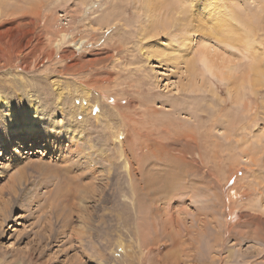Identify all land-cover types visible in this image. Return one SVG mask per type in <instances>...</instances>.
Masks as SVG:
<instances>
[{"label":"rangeland","instance_id":"374dc122","mask_svg":"<svg viewBox=\"0 0 264 264\" xmlns=\"http://www.w3.org/2000/svg\"><path fill=\"white\" fill-rule=\"evenodd\" d=\"M228 3L261 17L252 45L264 57V0ZM215 8L209 0H0V94L14 107L34 101L60 124L89 93L82 133L95 146L80 142L93 162L66 152L63 164L48 142L0 145V264H126L120 242L130 264H171L175 255L185 264H264V87L245 83L234 103L203 62V86L184 64L205 46L218 66L240 54L209 33ZM243 53L237 84L248 79L251 50ZM6 115L0 109V131ZM66 162L78 179L59 176Z\"/></svg>","mask_w":264,"mask_h":264},{"label":"bare ground","instance_id":"6f19581e","mask_svg":"<svg viewBox=\"0 0 264 264\" xmlns=\"http://www.w3.org/2000/svg\"><path fill=\"white\" fill-rule=\"evenodd\" d=\"M148 1L150 0H147V2ZM154 1L155 0H152V4L154 3ZM209 1L210 3H215L216 5V8L213 11L214 13H210V16H208V19H207V24L210 26V29H211L209 33L212 34V31L215 30V32L219 34L217 35V39L219 41H222V42L225 41L232 46L238 47L241 50L240 54L231 55L232 58L229 60L227 64L225 65L221 64L220 66H218L214 58L211 57V55L214 54L210 50L211 48L209 49V46H205L200 51V59L189 58L185 60L184 64L186 66V70L189 72L190 79H192V81H194L196 85L203 86V85H206L207 81L209 80L201 74V71L199 70L197 66V63L199 61L203 62L204 66L208 69L209 72L213 74L214 77H216L223 84L229 86V91H230L232 101L234 103H238L244 98V91H245V87L247 86V85H244L245 83H249L251 85L249 86L252 88L253 91L254 90L256 91L258 86L264 87V57L260 55V50H258L257 46L253 47L252 45L253 43L256 42L258 33L261 31V27L258 23L261 17L256 18L255 15L243 16V13L238 12L236 7L233 8L230 6V4L228 3L229 0H209ZM146 8L149 13L153 12V6L151 7L146 6ZM262 9L263 8L261 6L259 10H262ZM158 21L160 24L163 23V15L159 17ZM157 27L158 26H154V28L156 29ZM186 47L189 50L193 48L192 45L189 47L188 46ZM250 50H251V55H248V56L251 58V63L247 66V70H246L248 79H243L237 84L234 79L238 77L241 72L242 61L244 58L243 51H250ZM214 52L216 53V48H214ZM181 58L182 59L186 58V55L183 54ZM221 61L223 62L224 60H221ZM220 67H222V69ZM209 84L211 85L212 83L209 81ZM234 86L235 88H233ZM82 97L85 101V104H82L80 106L81 112L79 113V115L76 112L75 113L72 112L73 109L70 108L69 112L66 114V118L68 117V120L66 121V118H65L64 119L65 121L59 124V123L52 122L50 119L46 121V117L43 116L40 112L38 103L31 101V100H25L24 104L20 105L21 107H14L13 105H10V101L7 100L5 96L0 94V109L1 110L6 109L8 112V115L5 116L6 119H5V122H3V126H2L5 128L0 131L1 149H4V148L9 149V147H11L13 144L19 143V147H21L20 149L24 151L26 147L34 148L36 142H40L41 144L48 142L49 145L52 144L53 148H55L53 151L59 152L58 154H56V158L59 159V161L57 162L63 163L61 160L64 158H62L61 156H62V153L66 154V152H69V153L72 152L73 154L84 155L86 156V159L89 158L90 162H93L92 158H90L91 156L89 154L87 155L86 151L84 150V147L82 148L80 144V142H84V141H86V144H87V141L89 140V145L93 146V140L91 139L93 136L91 137V134H90L88 135L89 137L87 139L86 132L85 134L82 133L84 132L83 130L86 128V122H87L85 113L90 107L89 103L92 98L90 94L87 92L85 96H82ZM63 103L64 102L61 103L59 101L58 105H55V108L60 107L61 109V107L63 106V109H65ZM13 109L16 113H13ZM80 116L81 118H79ZM93 125L95 126L94 128L96 129L99 128L97 124L94 123ZM88 126L92 127V125H88ZM96 129H93V131ZM88 131L91 132L92 130L90 131L89 129ZM95 137L100 138L99 135ZM115 140L117 141L118 149H122L121 157H123L125 154V151L123 149H128V147L124 139L121 137V133H118L117 135H115ZM184 140L186 143H193L194 141L192 135H189V134L184 135ZM30 143H32V145H30ZM22 147L24 149H22ZM91 149H95V146L91 147ZM68 164L69 163H67L66 164L67 166H64V167L59 165L61 166L60 167L61 169L59 171V176L61 175L62 177H65V178L70 177L69 179H71V176L75 174L78 179V175H77L78 173L76 174V171H78V169L76 171L74 170L71 171L73 168L71 165L68 166ZM123 167L131 178V175H132L131 166L128 163V161H125V164ZM68 169L70 171H68ZM74 177L75 176H73L72 178ZM12 180L13 182L10 185L12 189L9 187L11 191L9 189L8 190L10 191V194H12L13 196H16L17 198L18 192H16V189H15V185H16L15 183L17 182V179L15 180L16 182L14 181V177ZM17 185H16V188H17ZM112 221L113 220H111V223ZM169 236H170L169 238H171V241L173 243V247L177 246L176 244H174L173 235H169ZM165 245H166V242H165ZM118 249L120 250L121 253H125L124 255L125 257H127L126 264H130L131 262L129 263V257L131 256V253L127 252L126 245L123 242H120L118 244ZM172 261L173 263L171 264H185V261H183V258L180 256H176V255L172 256Z\"/></svg>","mask_w":264,"mask_h":264}]
</instances>
